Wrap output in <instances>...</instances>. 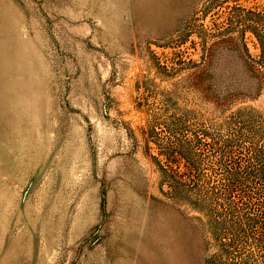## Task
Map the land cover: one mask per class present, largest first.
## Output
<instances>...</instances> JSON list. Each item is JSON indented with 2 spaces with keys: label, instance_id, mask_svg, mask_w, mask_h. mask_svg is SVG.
Listing matches in <instances>:
<instances>
[{
  "label": "rangeland",
  "instance_id": "obj_1",
  "mask_svg": "<svg viewBox=\"0 0 264 264\" xmlns=\"http://www.w3.org/2000/svg\"><path fill=\"white\" fill-rule=\"evenodd\" d=\"M263 6L0 0V264H202V215L164 184L149 122L216 134L228 112L188 76L234 7ZM244 43L255 58L248 32ZM208 71L216 93H254L236 52L214 51ZM244 107L262 112L264 87L232 111Z\"/></svg>",
  "mask_w": 264,
  "mask_h": 264
},
{
  "label": "trees",
  "instance_id": "obj_2",
  "mask_svg": "<svg viewBox=\"0 0 264 264\" xmlns=\"http://www.w3.org/2000/svg\"><path fill=\"white\" fill-rule=\"evenodd\" d=\"M217 32L221 38L205 44L202 63H193L188 76L191 89L201 99L211 101L222 114L228 112L216 134L209 133L213 126L194 125L183 118L161 122L152 113L148 137L164 157V164L157 161V166L170 194L183 196L202 215L197 218L204 236L202 264H264V110L244 107L232 111L236 102L258 97L264 87V6L234 7L225 27ZM245 32L254 39L255 58L244 43ZM219 49L236 52L255 82L254 93L214 91L208 70ZM159 69L161 74L170 73L165 66L158 65ZM176 156L189 168L188 173L170 167L167 158L173 161Z\"/></svg>",
  "mask_w": 264,
  "mask_h": 264
}]
</instances>
